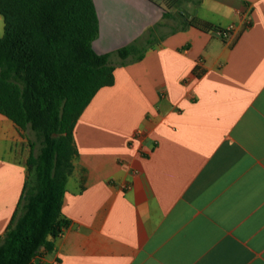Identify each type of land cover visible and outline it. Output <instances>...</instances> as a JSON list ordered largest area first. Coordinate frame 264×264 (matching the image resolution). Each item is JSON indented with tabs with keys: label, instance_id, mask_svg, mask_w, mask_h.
I'll return each instance as SVG.
<instances>
[{
	"label": "crops",
	"instance_id": "crops-1",
	"mask_svg": "<svg viewBox=\"0 0 264 264\" xmlns=\"http://www.w3.org/2000/svg\"><path fill=\"white\" fill-rule=\"evenodd\" d=\"M93 1L99 54L159 26L141 61L112 57L114 85L79 118L62 206L70 225L32 264H264V0H194V14L161 35L160 0ZM30 140L0 114V236Z\"/></svg>",
	"mask_w": 264,
	"mask_h": 264
},
{
	"label": "trees",
	"instance_id": "trees-1",
	"mask_svg": "<svg viewBox=\"0 0 264 264\" xmlns=\"http://www.w3.org/2000/svg\"><path fill=\"white\" fill-rule=\"evenodd\" d=\"M0 14V114L35 136L22 197L0 236V264H32L42 248L53 250L49 239L70 225L62 206L79 155V118L102 88L114 85L112 57L123 66L141 61L159 25L115 53L99 54L93 48L99 35L93 0H0ZM186 24L227 33L197 18Z\"/></svg>",
	"mask_w": 264,
	"mask_h": 264
},
{
	"label": "rangeland",
	"instance_id": "rangeland-1",
	"mask_svg": "<svg viewBox=\"0 0 264 264\" xmlns=\"http://www.w3.org/2000/svg\"><path fill=\"white\" fill-rule=\"evenodd\" d=\"M160 1L165 6L167 11H169L170 17L165 18V21L163 23L164 28H159L160 30L156 33V35H161L162 31H170L172 29H176L181 22L185 21L187 18H189V16L194 14V12L190 10V6H189V3L193 5L194 0H160ZM3 25H4V19L0 15V27H1L0 37L4 35ZM29 132L32 139L35 140V136L33 135V133L31 131ZM38 149H36V153L39 152Z\"/></svg>",
	"mask_w": 264,
	"mask_h": 264
}]
</instances>
